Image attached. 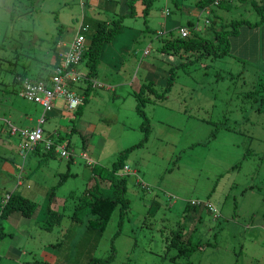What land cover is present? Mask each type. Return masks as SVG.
Returning <instances> with one entry per match:
<instances>
[{"label": "rangeland", "instance_id": "rangeland-1", "mask_svg": "<svg viewBox=\"0 0 264 264\" xmlns=\"http://www.w3.org/2000/svg\"><path fill=\"white\" fill-rule=\"evenodd\" d=\"M174 2L155 0L146 24L142 3L136 1L135 15L123 20L129 38L112 59L115 65L101 60L96 77L99 83L111 86L109 82L126 79L129 85L117 83L115 91L113 87H95L84 104V108L91 107L87 119L81 120V114L68 119L69 113L61 110L46 113L45 130L60 129L63 135L66 131L63 141H68L73 153L70 162L56 156L43 160V155L28 154L25 158L13 152V144L6 147V142L7 151L0 147V156H5L1 165H6L11 155L14 162L0 170V197L4 190H22V185L14 183L18 175L16 179L23 177L29 182L28 187L23 186L24 194L44 208V200L40 202L44 196L36 197V190L48 197L54 186L50 207L61 210L65 200H74L92 181L90 167L80 153L85 151L91 158L87 150H96L94 163L108 167L120 151L142 140L126 158L129 204L120 225L115 210L102 233L84 232L80 226L70 243L65 239L71 206L64 209L61 224L52 230L28 218L17 219L13 212L7 219L0 218V227L13 235L0 239V264H88L89 258L108 256L112 246L115 255L104 264H264V60L230 45L228 54L205 55L194 64L175 68L169 87L165 78H145L146 63L154 68L163 66L158 73L165 75L169 65L181 61L176 55L159 53L160 40L156 38V31L192 19L184 9L195 16V0H177V6ZM165 9L170 10L168 16L162 14ZM82 10L90 15L87 18L104 19L82 8L79 0H0V55L2 46L7 47L0 63V125L13 123L18 130L36 126L41 108L19 96V84L13 80L15 70L24 62L33 65L26 73L34 74L35 60L14 56L19 51L53 58L54 41L72 38L78 25L75 19ZM241 11L249 19L256 18L252 9ZM222 13L227 20L239 16L234 10ZM105 15L110 19L119 14ZM206 17L203 14L198 19L201 26ZM90 26L88 33L95 28L94 20ZM243 34L229 36L230 43L253 37ZM148 45L150 48H145ZM85 67L80 62L78 70L83 72ZM138 82L149 83L157 93H163L143 108L148 130L142 129V117L135 108ZM62 104L56 98L55 105L62 108ZM60 112L62 116H58ZM85 124H90L91 131L84 129ZM91 136L95 139L90 140ZM0 137L9 138L7 134ZM66 171L70 174L59 181ZM185 203L191 207L183 211ZM208 203L216 211H209ZM44 217L36 219L43 221ZM178 234L183 239L189 236L193 243L201 241V248L189 256L177 255L170 239Z\"/></svg>", "mask_w": 264, "mask_h": 264}, {"label": "trees", "instance_id": "trees-1", "mask_svg": "<svg viewBox=\"0 0 264 264\" xmlns=\"http://www.w3.org/2000/svg\"><path fill=\"white\" fill-rule=\"evenodd\" d=\"M122 1L125 5V7H123V12L118 16L111 17L110 19L95 20L92 17L87 18L86 16H83V14H81L79 18H76L75 20L78 23L76 32L70 40H68L67 42L65 41L66 44H64V47L62 46V44H59L57 40L54 41L55 43L53 44V48H51V52H54V54L56 53V55H58L57 60H52V58L50 60H47L41 55L35 54L30 56L27 54V52H16L14 57H19L20 55L23 57L33 58L35 60V62L33 63L35 64L34 74L28 75L26 73V68L29 69L30 67H33L31 63L25 64L24 62L20 70H17L19 72L15 70L13 80L14 82L19 84V95L21 84L25 79L47 83L50 78L56 73L57 69H59L61 66L62 59L60 55H62L63 52L70 47L69 44L76 36L81 35L83 37V46H80L78 48L79 59L76 63L71 64V67H73L76 73L80 75V78L77 82H70L68 86V90L70 92H73L75 95L82 97V103H80L75 109H70L67 106L66 100L64 98H60V100L63 102L62 108H59L55 105L56 99L53 100L52 104L49 107H45L39 101L27 100L26 98H24L25 100L34 102L40 106L41 113L36 119V126L30 128L39 126L42 129L43 135V140L36 144L35 148L31 151L32 154L30 151L22 149L21 152L26 156L28 154L30 156L34 154L39 156L43 155V160L47 159L48 157H54L55 155L56 157H60L56 152V148L58 147L65 148L69 155L71 154L72 151L67 146L68 141H63L66 135L65 129L64 135L62 134L63 131H61L60 129H54L52 131L44 129L43 124L48 119L46 113H50L52 111L54 112L55 110H61L62 112L69 113V115H66L68 119H71L73 114L76 117L80 114L83 105L88 101V96L90 95L91 91L95 87L105 86L104 84L99 83L96 80V77L98 76L97 73L99 71L102 52L104 51L105 47L111 43L113 37L122 31L123 20L126 15H135L136 13V9L134 6L136 1L138 0ZM139 1L142 3L141 15H143V17L145 18V23L147 24V17L150 12L149 10L155 0ZM172 1H175L174 4L175 6H177V0ZM79 3L83 4V1L79 0ZM195 4L196 9L200 10V13L202 14L199 13L197 15L194 14L195 16H191L190 13L186 9H184L185 12L189 14V17L192 18L191 20H187L184 24H173L172 28H162L160 30V35H157L156 32V38L160 40V45L158 46L159 53L176 55L179 57V59H181L178 65H169L165 71V75H158L160 76V78H165V80L167 81L165 84L166 87H169L170 82L175 75V68L185 67L186 64H194L198 61V58L205 55L221 56L228 54L230 45H232L233 47L238 45L237 47L245 50V54H249L255 58H262L264 60V0H195ZM126 5L128 7H126ZM179 9L181 10V8ZM251 9L256 13L255 19H249L247 16L245 17L242 14L241 10L250 12ZM233 10L235 13L239 11L238 18L227 20V18L224 16V13L222 12ZM124 12L129 14H124ZM11 14L12 13H10V15ZM169 14L170 10L167 9V14L164 16H168ZM203 14L208 17L204 19V26H201L198 19ZM92 20H94L95 28L92 32L88 33V31L92 29L90 26V22ZM61 27H63V25H61L59 28ZM179 28H184L187 30V33L186 35H184V37L179 34ZM149 31H151V29H149ZM241 32L244 33L243 35L253 36L252 39L248 41L240 40L237 41V43L231 41L230 43L229 36H237ZM2 47V52H6L7 47ZM3 53L0 55V63L1 60L5 58ZM188 56H190V58ZM80 62H83L86 66L84 72H80L78 70V65ZM162 62L167 65L164 60H162ZM66 68L68 69L69 66ZM138 86V89L134 90V96L136 99L135 108L137 113L142 117V129L148 130V117L143 114V108L146 103H153L157 98H161L163 96V93H157L154 87L149 83H141ZM252 98L253 102H257L254 97ZM58 116H62V113L60 112ZM10 125L12 126L11 123L3 125L8 129L7 135H9V138L13 139L14 142H21V131L12 133ZM12 134H17L18 136H14L13 138ZM146 136L147 133L144 131V135L142 138L145 139ZM15 138L17 140H15ZM46 141L49 142L48 147L45 146ZM20 142L18 143V146H20ZM141 144L142 140L120 151L115 157L114 161L108 167L98 165L97 163H92L89 168V180H92L88 185L89 187L86 186L84 190L80 192L78 196H76V198L75 196L73 197L74 200H71V202L65 200L62 204L61 210L51 209L49 196L54 192V190L52 189H54L55 187L53 186L52 189H49L51 193L44 200V204L46 205V207H43L45 211V217L43 221H39L36 219V212L39 206L36 201L21 194L20 190L18 189H14L13 191L4 190L2 192V197H0V200L1 198L5 199V193L7 192H9V197L5 201H0V218L7 219V216L10 213L17 212V219H19L18 216L28 218L31 221L34 220L35 222L39 223L43 229L52 230V228L61 224V221L64 218V209L71 206V211L67 213L68 224L66 227L67 235L65 239V242L71 241L70 243H73V237L71 238V236L75 235V232L79 230L78 228L80 226H82L84 232L93 231L95 233H102L115 210L118 211V225H120L123 213L125 212L129 204V199L125 195V192L127 189L126 177L128 178V175L130 173H127L128 175H118V172L123 170L125 165H127L126 158L129 151L135 146ZM0 147L2 148V150L4 149V151H7V146L5 147L0 143ZM13 152L15 153V151ZM84 153L85 151L80 153L79 156L83 157L82 154ZM51 154L54 156H52ZM12 156L13 155H11L10 158H6V165H1L0 163V167H4L6 169L7 166H11L14 163L12 161ZM62 158H65L68 162H70L72 159V157L70 156H65ZM1 159L5 160V156H0V161ZM9 161H11L10 164L8 163ZM69 174V171L61 174L59 181L63 180ZM101 183H104V185ZM190 207L191 206H189L188 203H185L183 211L188 210ZM6 235H9L10 237L13 236L11 232L4 230V227L2 225V227H0V239H2ZM170 240L171 244L177 248L176 251L177 255L179 256H189L195 250L200 249L202 244V242L199 240L194 243L191 242L189 236L183 239L181 238L180 234H178L177 238L172 237ZM114 255L115 251L114 247L112 246L111 253L108 254V256L102 258H89L88 264H104L111 261Z\"/></svg>", "mask_w": 264, "mask_h": 264}, {"label": "built area", "instance_id": "built-area-1", "mask_svg": "<svg viewBox=\"0 0 264 264\" xmlns=\"http://www.w3.org/2000/svg\"><path fill=\"white\" fill-rule=\"evenodd\" d=\"M187 30L179 28V34L184 37ZM69 48L63 52L61 56V66L57 69L56 73L50 78L47 83L37 82L36 80L25 79L19 90V95L27 100H36L42 103L45 107H49L53 100L56 98H64L67 102V106L70 109H75L80 103H82V97L75 95L68 90L70 82H77L80 75L76 73L75 69L71 67V64L76 63L79 59L78 48L83 46V37L81 35L76 36L69 44ZM147 50L144 51L146 53ZM69 68L67 69L66 67ZM20 132L22 141L20 142V153L22 149L32 151L36 144L43 140L42 129L37 126L35 128H23L18 130L15 127H11V132ZM49 142L46 141L45 146L48 147ZM57 154L61 157L69 156V153L63 147L56 148ZM24 155V153H22ZM86 157V154H82ZM90 161L88 160V163ZM130 170L128 165H125L123 172ZM210 210L216 211L212 205H207Z\"/></svg>", "mask_w": 264, "mask_h": 264}, {"label": "crops", "instance_id": "crops-1", "mask_svg": "<svg viewBox=\"0 0 264 264\" xmlns=\"http://www.w3.org/2000/svg\"><path fill=\"white\" fill-rule=\"evenodd\" d=\"M83 1V4H80V5H82V8L85 6V7H87L88 8V10L91 12V14H97V15H102V16H104V19L103 20H106V19H109V17L110 16H107V15H105V14H111V16H113V15H115V14H120V13H122L123 12V10H124V8L123 7H125V5H124V3H123V1L122 0H119V2H117V0H82ZM105 2V3H104ZM81 3V2H80ZM84 5V6H83ZM96 7V9H94ZM97 10V11H96ZM165 10H167V9H165ZM84 11L82 10V14H83V16H86V17H88V16H90L88 13H83ZM197 12H198V9H196V7H195V9L193 10V13L194 14H197ZM92 18H94L95 20L96 19H100V20H102L101 18H96V17H92ZM69 28V27H68ZM170 28V27H169ZM127 29H126V27L124 28L123 27V29H122V31L121 32H119V34H116L114 37H113V39H112V41H111V43L110 44H108V46H106L105 47V49H104V51L102 52V57H101V60H104V62H105V64H109V65H115L114 64V62H112V59L114 58V56H115V54H116V52H118L117 50L120 48L119 46H120V44L122 43V42H127V40H128V38H129V36H127L126 35V32H128V31H126ZM69 32V31H68ZM60 41V42H59ZM67 42V41H66ZM66 42L65 41H62L61 39H59L58 40V43L59 44H62V46L64 47V44H66ZM57 43V44H58ZM57 57H58V55H56V53L54 54V57L52 58V60H57ZM50 58V59H51ZM165 67H166V64H165ZM144 68H145V70H144V74H145V78H152V79H157V78H160V76H158L159 75V70H162V68H163V66H161V67H158V68H154L151 64H148V63H146L145 65H144ZM84 71H85V69H84ZM83 71V72H84ZM149 74H151V75H149ZM134 80H137L136 78H134L133 79V81ZM159 80V79H158ZM158 80H156V81H158ZM140 82V81H139ZM137 83L136 85L138 86L140 83ZM117 83H119L120 85H121V87H123V86H127V84L129 83V80H126V79H123V80H120L119 82H116V81H112V82H109L108 84L109 85H111V86H108V85H105V86H107V87H113L114 88V90L113 91H115L116 89H117V87L118 86H116V84ZM129 85V84H128ZM131 88L133 89V83H132V85H131ZM110 89V88H109ZM112 89V88H111ZM80 91V90H79ZM86 104V103H85ZM83 108H84V105H83ZM82 108V110H81V112H80V114H81V116H79V117H81V120L82 119H87L88 118V115H89V113L91 112V107L89 106V107H85L84 109ZM79 114V115H80ZM77 117V116H76ZM11 124H13V123H11ZM1 127H0V135H4V134H8V129L5 127V126H3V124H1L0 125ZM90 124H88V125H86L85 124V126H84V129L85 130H87L88 132L89 131H91L90 130ZM93 133V132H92ZM8 137H9V135H7ZM8 139H11V138H8ZM8 139H3V138H1L0 137V141H1V144L3 145V143H5V145L6 144H13V147H14V151H15V153H18L19 154V151H18V143L20 142V141H18V142H14V143H12V141L11 140H8ZM90 140H94L95 139V137H90L89 138ZM4 145V146H5ZM7 146V145H6ZM87 151H89V153H90V156H91V158L89 157V159L94 163V161L92 160V159H97V157H96V154L94 155L93 153L96 151V150H87ZM98 152H100V151H98ZM31 154H32V152H31ZM35 155V154H34ZM52 155V154H51ZM52 156H54V155H52ZM56 156V155H55ZM88 156V155H87ZM12 159H13V157H12ZM32 161V160H31ZM19 163V162H18ZM91 166V165H90ZM89 166V167H90ZM1 169H4V171H5V168L4 167H0V170ZM132 170V169H131ZM3 171V170H2ZM15 171H16V169H15ZM14 171V172H15ZM7 172H10L9 170L7 171ZM21 181H20V186L22 187V190H20V192H21V194H23V195H25L24 194V192H26V190H25V188H23V186L25 185V187H28V185H29V182H28V180H26L25 178H23V177H21ZM15 183V182H14ZM37 192H36V197H40V196H44V198H42L41 200H40V202L41 201H43V200H45V198L47 197V193L45 194V193H43L42 191H40V190H36ZM26 196V195H25ZM28 197V196H27ZM1 200H2V198H1ZM39 205H40V203H39ZM41 206V209H40V211H39V213H38V208H37V216H44V214H45V211H44V208H43V206L44 205H40ZM24 218V217H23ZM8 221V220H7ZM8 224H9V222H8Z\"/></svg>", "mask_w": 264, "mask_h": 264}, {"label": "clouds", "instance_id": "clouds-1", "mask_svg": "<svg viewBox=\"0 0 264 264\" xmlns=\"http://www.w3.org/2000/svg\"><path fill=\"white\" fill-rule=\"evenodd\" d=\"M163 15H166L167 14V10H164L163 11V13H162ZM157 32V31H156ZM158 33V32H157ZM159 35H160V31H159V33H158ZM145 48H150V45H148V46H146ZM144 48V49H145ZM144 49H143V53H144ZM144 54H146V53H144ZM18 151H19V154L22 156V157H24L25 156V154L23 155V154H21L20 153V146L18 147ZM31 152V151H30ZM85 154H86V152H85ZM70 157H72L73 156V153L71 152V154L69 155ZM27 156H25V158H26ZM82 158H84V159H86V163L90 166V165H92V161L88 158V156H87V154H86V157H82ZM88 160L90 161L89 163H88ZM128 165V164H127ZM129 166V165H128ZM130 168V167H129ZM18 172H19V175L21 174V169H19V170H17ZM130 171V170H129ZM129 171L128 172H123V170H121L120 172H118V175H123V174H127V173H129ZM18 176V175H17ZM16 176V177H17ZM16 177H15V183H17L18 185L20 184V181L21 180H19V179H16ZM21 177V176H20ZM21 179V178H20ZM9 197V192H7V193H5V199H2V200H6L7 198ZM1 201V200H0ZM190 202H196V201H190ZM207 205H212V204H207ZM213 206V205H212ZM214 207V206H213ZM209 211H212V210H210L209 209V207L207 208ZM214 212V211H213Z\"/></svg>", "mask_w": 264, "mask_h": 264}]
</instances>
